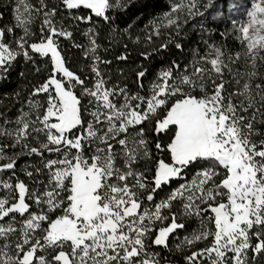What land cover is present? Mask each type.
<instances>
[{
	"label": "snow or ice",
	"instance_id": "obj_1",
	"mask_svg": "<svg viewBox=\"0 0 264 264\" xmlns=\"http://www.w3.org/2000/svg\"><path fill=\"white\" fill-rule=\"evenodd\" d=\"M0 2V82L40 75L0 98V264H264V0H166L143 35L139 0Z\"/></svg>",
	"mask_w": 264,
	"mask_h": 264
},
{
	"label": "trees",
	"instance_id": "obj_2",
	"mask_svg": "<svg viewBox=\"0 0 264 264\" xmlns=\"http://www.w3.org/2000/svg\"><path fill=\"white\" fill-rule=\"evenodd\" d=\"M33 3H35V0H32ZM140 3H144L147 6L144 7L141 11L143 12V15L141 16V12L136 11L133 9L131 12L128 13V15L121 16L118 18L117 23L120 25L121 28L126 27L127 24H132L135 23V27L133 28L134 33H142V29L144 24L147 23L149 19V14H155L156 12L160 11L164 4L166 3V0H139L137 7H139ZM3 8V3L0 2V9ZM227 11V9H225ZM133 12H135V15H133ZM137 16H140L141 18L139 20L136 19ZM10 19V15L7 12H4L2 14V17H0V25L4 24L5 22H8ZM39 21L36 22V26H38ZM84 31V26H81L80 31H77L74 33V39L81 43V44H87L88 40L85 36L82 35V32ZM107 29L103 33H101V40L98 41L102 45L107 46L108 41L104 39V35L106 34ZM63 47L65 49L69 50V66L80 73L81 75H89V72L87 70V65L89 64V61L85 59L81 51L77 48L72 47V42L69 40H63ZM159 43V41H157ZM233 41L231 38H229V44L232 45ZM143 46L142 44L137 46L129 43V51L132 52V56L130 57V60H135L137 63L140 62V58L138 56V53L136 51L137 47ZM199 47L201 51H203L204 45L203 42L199 41V36L196 33H192L184 38V51L179 52L177 51L174 46H170L168 51H165L162 55L160 56H154L152 61H143L146 65H149V71L147 76L144 79V84H145V91H147L149 82L153 79V75L156 71L159 70L161 65H166L168 62H170L172 59H176L178 61H183L187 62L188 60L192 59L190 48L192 47ZM120 51L119 48H115L113 52L108 55V59H113V64L111 65V69H105L104 65H101V70L102 71H110L112 80V83H115L118 79H120L118 75L117 68L118 66L120 68H125L126 69V77H127V83L129 84L130 87L135 88V85L132 83L133 80V73L131 72V67L132 65H125L123 62H116L114 60V55L118 54ZM101 56H104L103 50L100 52ZM20 65L18 64L17 70L14 71L11 75V77L8 80L0 82V98L4 97L5 93L11 94L14 90L17 89L19 86L21 91H23V87L25 83H28L29 81L35 82L36 80L40 79V75L34 74L30 66L25 67V72L27 76V80L21 79L18 77L17 72L19 71ZM30 87V85H29ZM24 95H27V92H24ZM11 101L7 99H3L0 101V111H3V106L4 105H10ZM18 106V105H17ZM16 114V107H12L11 111L9 113L10 116H14ZM2 176L4 175L3 173H0ZM198 227V221L195 217H193L191 220L187 221V230L190 232L193 228ZM183 234V233H182ZM202 246V245H201ZM174 261H180L181 258L178 255L173 256Z\"/></svg>",
	"mask_w": 264,
	"mask_h": 264
},
{
	"label": "rangeland",
	"instance_id": "obj_3",
	"mask_svg": "<svg viewBox=\"0 0 264 264\" xmlns=\"http://www.w3.org/2000/svg\"><path fill=\"white\" fill-rule=\"evenodd\" d=\"M0 176H2V175L0 174Z\"/></svg>",
	"mask_w": 264,
	"mask_h": 264
}]
</instances>
